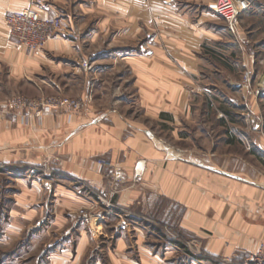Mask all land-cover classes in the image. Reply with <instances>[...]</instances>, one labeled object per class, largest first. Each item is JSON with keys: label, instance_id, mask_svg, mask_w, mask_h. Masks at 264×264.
I'll return each mask as SVG.
<instances>
[{"label": "crops", "instance_id": "1", "mask_svg": "<svg viewBox=\"0 0 264 264\" xmlns=\"http://www.w3.org/2000/svg\"><path fill=\"white\" fill-rule=\"evenodd\" d=\"M47 1L41 16L62 27L39 53L16 50L0 29V176L13 193L4 239L41 243L36 260L50 264H257L264 142L250 168L233 137L239 112L226 108L237 100L207 93L235 87L226 65L241 37L234 51L233 34L214 30L200 9L209 0ZM27 6L0 1V20ZM241 51L249 70L253 55ZM19 93L82 105L38 118L8 105ZM165 229L179 240L163 243ZM186 240L204 256L188 255Z\"/></svg>", "mask_w": 264, "mask_h": 264}, {"label": "rangeland", "instance_id": "2", "mask_svg": "<svg viewBox=\"0 0 264 264\" xmlns=\"http://www.w3.org/2000/svg\"><path fill=\"white\" fill-rule=\"evenodd\" d=\"M29 1L30 0H27L28 4ZM212 3L213 1L209 0V2L206 5H203V8L200 9L205 11L208 16L209 13L214 16V30L224 34L227 27L225 22L222 21L212 9ZM238 21V32L237 34H233L234 51L236 50L235 46L239 48L235 42L241 37L240 39L243 45L241 50L248 51L253 55V62L251 64L252 68L247 70L246 66H242V51L240 49L238 50L239 53L235 51V58H233L235 62L233 61L230 65H226L229 68V74L234 75L231 79L234 80L233 78H236L237 83H235V87L224 86L215 90L209 89L207 90V93L214 98H219L220 95H229L235 98L234 100H237L236 105L238 107L235 106L233 101H228L226 103V108H228V110L239 112V118H236L238 120L236 121L240 126V135H234L233 137L241 143L242 159H245L249 163L248 165L250 168H254L256 162H254V159L256 158L255 156H250V151L253 149L252 147H255V145H258L260 142H264V0L256 1L254 5L249 7V9L241 13ZM0 29H4L8 32V28L4 24L3 20H0ZM214 47L216 46L214 45ZM15 48L18 51H24L23 47L18 45H16ZM144 48L146 47L144 46ZM207 48L209 49L213 47L210 46ZM39 52L40 51L33 52V54ZM212 60L215 63V66L219 64L218 62H220L217 58H213ZM244 74H248L251 80L250 85L246 87H236L238 84L242 85V77ZM210 75V79L213 78L214 80H222L223 78L221 74L213 72V70L210 72ZM16 96L27 97L22 93L16 94L12 97L8 96L9 98L6 99L8 105H10V102L15 99ZM213 107L214 110H219V107L221 106L214 102ZM256 152L258 153L257 150ZM259 154L264 157L263 153L261 154L259 152ZM8 177L9 176L7 175L0 176V264H50V261L47 259L40 258L36 260L37 252L42 247L41 243L35 245L30 244L28 239H23L21 241H10L4 239L3 228L7 222V211L8 207L11 205V195L13 194L10 186L11 183L7 180ZM169 231L170 233L173 232L172 230ZM166 236L168 237V234L165 229V235H162L163 243H167L168 241ZM183 243L181 244L184 245Z\"/></svg>", "mask_w": 264, "mask_h": 264}, {"label": "built area", "instance_id": "3", "mask_svg": "<svg viewBox=\"0 0 264 264\" xmlns=\"http://www.w3.org/2000/svg\"><path fill=\"white\" fill-rule=\"evenodd\" d=\"M214 12L225 22L228 31L231 34H237L239 26V16L241 13L249 9V0H214L212 3ZM50 4L46 0H30L26 8L15 10L8 13L4 17V23L9 29L11 38L15 43L27 49L28 51L38 52L44 49L47 41L53 38L61 29V20L53 16H41V13L49 10ZM242 85L238 84L236 87H246L250 85V78L248 74L242 77ZM82 105L80 100L72 99L64 95L52 94L40 96L35 98H28L24 96H16L10 102V107L13 109L29 110L32 116L33 112L35 117L40 118L42 113H47L53 109H66L68 111H77ZM101 165H105L104 160L98 161ZM139 165L136 166L138 170ZM113 179H118V175L112 174ZM119 192L116 185H113L111 194ZM97 199L102 204L109 208L114 207L111 199H105L98 195ZM85 215V210L80 209L77 213L73 214L76 218ZM168 238L170 241H178V234L167 230ZM183 247L193 258H202L203 251L197 247L191 240H186ZM258 250L252 256V261L257 264H264V242L259 243Z\"/></svg>", "mask_w": 264, "mask_h": 264}, {"label": "trees", "instance_id": "4", "mask_svg": "<svg viewBox=\"0 0 264 264\" xmlns=\"http://www.w3.org/2000/svg\"><path fill=\"white\" fill-rule=\"evenodd\" d=\"M179 245H180L182 248H184L182 244H179Z\"/></svg>", "mask_w": 264, "mask_h": 264}]
</instances>
